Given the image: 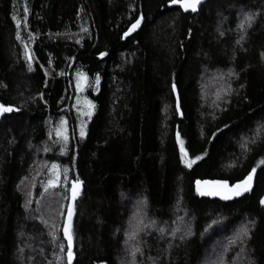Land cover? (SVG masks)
Segmentation results:
<instances>
[{"label":"trees","instance_id":"obj_1","mask_svg":"<svg viewBox=\"0 0 264 264\" xmlns=\"http://www.w3.org/2000/svg\"><path fill=\"white\" fill-rule=\"evenodd\" d=\"M247 11L256 18L242 31ZM262 53L264 0H206L196 12L169 0H0V101L14 109L0 120V264H67L63 224L77 178L72 264H264ZM206 70L224 72L231 91L216 107L202 96ZM78 72L95 105L84 138L74 116ZM177 131L189 158L202 157L191 168ZM53 163L67 168V184L48 186ZM253 167L254 188L230 202L195 190L198 178L233 183ZM141 197L151 222L165 228L181 217L188 235L167 237L156 226L127 237ZM245 225L246 242L206 258L226 231Z\"/></svg>","mask_w":264,"mask_h":264},{"label":"snow or ice","instance_id":"obj_2","mask_svg":"<svg viewBox=\"0 0 264 264\" xmlns=\"http://www.w3.org/2000/svg\"><path fill=\"white\" fill-rule=\"evenodd\" d=\"M169 3L179 4L181 6V8H183L185 11L190 9L192 12H196L198 9V6H200L202 4V0H169ZM27 12H28V9L25 7L24 8L25 16H26ZM255 18H256L255 12H252V11L244 12L243 13V19L238 24V28L241 29L242 31L245 30L246 26L250 28L252 26V23L254 22ZM12 19L16 22L17 28H19L21 25V21L16 16H13ZM142 19H143L142 16L139 18H136L134 23H132L131 26L128 28V30L124 33V36H128L130 33H132L137 28H139L141 26ZM24 23L26 25V23H27L26 20L24 21ZM221 35H223V33H221ZM16 38L18 40L21 38L19 31H17V33H16ZM243 38L244 37L241 36V39H243ZM239 42L240 41L238 40L237 43H239ZM27 48H28V46L25 45V49H26L25 57L29 61V71H31L32 70V67H31L32 56L29 54ZM99 55L104 56L105 53L101 52ZM262 55H264V53H262ZM230 74H232V73H230ZM78 77H79V79L77 81V86L79 88L87 80V77L84 73H78ZM99 79H100V77L97 75L96 76L97 83L99 82ZM241 87H243V85ZM172 90H173V92L176 91L175 83H173V85H172ZM94 107H95V105L91 101H87V108H88V111L86 113L87 116L91 117L92 109ZM13 110H14L13 106H11V105L5 106L3 104H0V114L12 112ZM78 111H80V110L78 109ZM176 111L180 112L179 97H177V100H176ZM65 124H66V121L64 120L63 117H61V120H60L61 127H58L56 129V135L63 137V139L65 141H67V139H68V137L66 135L67 130L65 127H63V125H65ZM217 131H219V129ZM79 134H80L81 138H83L85 136V127L83 124H81V126H80ZM176 143L180 146V160L188 168H191L193 166V164H195L198 160L202 159V157L199 155L195 156L194 158H189L188 150L185 148L184 141L181 139L179 131H177V133H176ZM242 147H246V145H242ZM45 150H47V149H45ZM259 163H260V165H264V159L260 160ZM49 171L52 172L53 178L49 179L48 186L55 187L56 184L60 180L58 165L53 163L51 165V168L49 169ZM256 171H257L256 167H253L250 171L247 172V175L243 176L242 179H237L233 183H230V181L228 179H215V180L197 179L195 181V186H196L195 190L201 196H204V195L218 196L224 200H229L233 197H240L242 194L250 192L253 189V179H254V174L256 173ZM65 179H67V176H65ZM81 184H82V181H80L79 178L75 179L72 182V185H71V200L72 201H75L76 198L80 195ZM259 203L261 205H264V196H262L260 198ZM73 211H74L73 204L69 203L67 205V219L65 220V222L63 224V234L67 240V264H72V262H73V234H72ZM247 223H248V225H254L255 221L251 220V221H248ZM132 235H135V233H132ZM249 235H250L249 227L247 225H245V226L241 227L239 233L237 234V238L240 239L241 243H244V242H246ZM232 242L234 243L235 239ZM59 247L61 249H64L65 246L63 243H61L59 245ZM138 251H140L139 248H133L132 254L135 255V253ZM242 251H243V249H242ZM57 259L59 260L60 258L57 257Z\"/></svg>","mask_w":264,"mask_h":264},{"label":"rangeland","instance_id":"obj_3","mask_svg":"<svg viewBox=\"0 0 264 264\" xmlns=\"http://www.w3.org/2000/svg\"><path fill=\"white\" fill-rule=\"evenodd\" d=\"M78 73H82V72H78ZM78 73H76L75 76V87H76V94L75 95V104H74V116L76 114V121H77V134L80 137V126L81 124L84 125L85 127V133L87 132V122L88 119H90L91 117L87 116L86 113L88 111L87 108V101H91L94 104V100L91 97V95L89 94V88H88V81H85L81 87L78 88L77 86V81L79 79L78 77ZM224 72H220L218 70H214V71H209L206 70L203 74L199 75L200 78V84H201V90H202V96L204 97V102H209L210 105H212V107H216L220 104V99H222V97L224 96V98L227 99V96L229 95V91L228 87L226 85V79L224 78ZM78 109L80 111H78ZM94 109V108H93ZM93 109H92V114H93ZM92 116V115H91ZM64 120L66 121V124L63 125V127L66 128L67 132L66 135L68 137L67 141H65L63 139V137L60 136H56L58 137V139L61 141V146H60V151L62 153H64L67 149L66 146H68V144H70V137H69V124L67 121V118H64ZM61 127L60 123L57 126ZM56 128V129H57ZM56 132V130H55ZM86 136V134H85ZM84 136V137H85ZM83 137V138H84ZM56 164V163H55ZM58 171H59V175H60V180L62 181L60 183V185L62 184H67V179H65V176H67L66 172H67V168L58 166ZM51 176V179L53 178V174L52 172L49 173ZM59 186V184H56ZM71 187V186H70ZM138 200H133V203L131 204L130 207V211H129V217L127 219L126 222V226H127V237H131L132 239L135 238L136 233L138 234L140 231V228L142 227H147L150 230H152L153 228H155L157 226L156 223L151 222V220L147 217V212H146V204H145V199L143 197H141V199ZM148 220H150V222H147ZM181 217H179L178 220V216L175 217V219H171V221H168L166 224L167 226L165 228L161 227V226H157L158 229L162 230V232H164L163 235H167L168 236H172V238L178 237L181 238L183 235H188V229L183 228V224H181V222L178 223V221H181ZM148 223V224H147ZM244 224V223H243ZM162 225V224H161ZM241 228H232L229 231L225 232V235L222 237L225 238H221L217 240V242L213 245H211L212 247L209 249V251H207L206 254V258H208V256L211 254L212 256H216L219 251L221 249L224 250V247H229L233 242V240L235 239V241L237 242L238 240L240 241V239L237 238V234L239 233ZM132 233H135V235H132ZM241 242V241H240ZM168 244H170L171 242H167ZM226 243V244H223ZM222 244V245H221ZM243 244V243H241ZM240 244V245H241ZM126 246V245H125ZM171 246V244H170ZM127 248V246H126ZM133 248H136L134 241H132L130 248L131 250H129L128 253L132 254V250ZM128 251V250H127ZM242 255V254H240ZM238 255V256H240ZM240 259V258H238ZM246 259V258H245ZM206 261V259H204ZM124 262V261H123ZM122 262V263H123ZM124 264V263H123ZM127 264V263H126ZM129 264V263H128ZM206 264H211L210 261H206Z\"/></svg>","mask_w":264,"mask_h":264},{"label":"water","instance_id":"obj_4","mask_svg":"<svg viewBox=\"0 0 264 264\" xmlns=\"http://www.w3.org/2000/svg\"><path fill=\"white\" fill-rule=\"evenodd\" d=\"M206 0H202V3L203 2H205ZM170 6L171 7H173V6H178V7H181L179 4H171L170 3ZM199 7L200 6H198V9H199ZM183 9V8H182ZM197 9V10H198ZM0 104H2V102L0 101ZM4 115H5V113H3V114H0V120L2 119V117H4ZM255 178V177H254ZM198 179H201V180H204V179H209V180H215V179H210V178H198ZM197 180V179H196ZM196 180H194V182L196 181ZM255 182H256V180L255 179H253V188H254V186H255ZM81 185H83V182H82V184ZM252 191V190H251ZM248 193H250V192H247V193H244V194H242L243 196L244 195H246V194H248ZM242 195L240 196V197H242ZM205 196H207V195H205ZM208 197H210V198H212V199H219V200H223V201H231V200H234L235 198H240V197H233V198H231V199H229V200H224V199H222L221 197H218V196H208ZM73 202L74 201H72L71 199H69V203H72L73 204ZM66 213H67V211H66ZM66 219H67V214H66Z\"/></svg>","mask_w":264,"mask_h":264}]
</instances>
